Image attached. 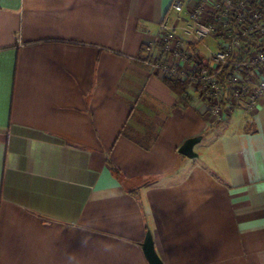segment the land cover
Instances as JSON below:
<instances>
[{"label": "crops", "instance_id": "crops-1", "mask_svg": "<svg viewBox=\"0 0 264 264\" xmlns=\"http://www.w3.org/2000/svg\"><path fill=\"white\" fill-rule=\"evenodd\" d=\"M172 1L0 0V264H264V96L208 122L139 63Z\"/></svg>", "mask_w": 264, "mask_h": 264}, {"label": "built area", "instance_id": "built-area-1", "mask_svg": "<svg viewBox=\"0 0 264 264\" xmlns=\"http://www.w3.org/2000/svg\"><path fill=\"white\" fill-rule=\"evenodd\" d=\"M137 58L150 73L186 81L215 123L264 96V0H173Z\"/></svg>", "mask_w": 264, "mask_h": 264}, {"label": "water", "instance_id": "water-1", "mask_svg": "<svg viewBox=\"0 0 264 264\" xmlns=\"http://www.w3.org/2000/svg\"><path fill=\"white\" fill-rule=\"evenodd\" d=\"M199 140V137H192L184 141V143L179 147L178 151L187 156H196L193 151V145ZM143 253L149 264H164L159 254L157 253L154 245L153 236L150 230H147L144 240L141 243Z\"/></svg>", "mask_w": 264, "mask_h": 264}, {"label": "trees", "instance_id": "trees-1", "mask_svg": "<svg viewBox=\"0 0 264 264\" xmlns=\"http://www.w3.org/2000/svg\"><path fill=\"white\" fill-rule=\"evenodd\" d=\"M165 83L178 94V97L181 98L184 91H186L187 83L186 81H171L169 79H164ZM148 147L149 145H143Z\"/></svg>", "mask_w": 264, "mask_h": 264}, {"label": "rangeland", "instance_id": "rangeland-1", "mask_svg": "<svg viewBox=\"0 0 264 264\" xmlns=\"http://www.w3.org/2000/svg\"><path fill=\"white\" fill-rule=\"evenodd\" d=\"M171 13H172V11H171ZM171 13H170V14H171ZM203 115H204V119H206V121H208V119H207L206 116H205V111H204ZM208 122H209V121H208Z\"/></svg>", "mask_w": 264, "mask_h": 264}]
</instances>
